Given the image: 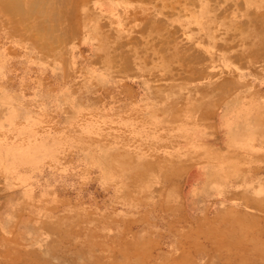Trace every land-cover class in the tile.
I'll list each match as a JSON object with an SVG mask.
<instances>
[{"label": "rangeland", "instance_id": "1", "mask_svg": "<svg viewBox=\"0 0 264 264\" xmlns=\"http://www.w3.org/2000/svg\"><path fill=\"white\" fill-rule=\"evenodd\" d=\"M78 1L53 41L0 15V264H264V0Z\"/></svg>", "mask_w": 264, "mask_h": 264}, {"label": "bare ground", "instance_id": "2", "mask_svg": "<svg viewBox=\"0 0 264 264\" xmlns=\"http://www.w3.org/2000/svg\"><path fill=\"white\" fill-rule=\"evenodd\" d=\"M65 1H68L69 3H71V4H75V6L76 5H78V3L80 2V1H78V0H0V4H1V7L2 8H0V15H4V19H3V21L1 22V23H3V24H10L11 25V30L12 31H14V32H20V31H22V30H28L29 29V25H31L33 28H34V30H35V32L33 33V34H31V36L32 35H34L33 37H35V36H38V35H41V33H45V34H48L49 33V35H48V38H51L52 39V41H53V39H55V38H53V35H52V32L51 31H53V28L54 27H52V29H51V31H50V29H47V27H48V24L49 23H51V21H52V24L53 23H55L56 21V19H57V22L59 21L60 23L59 24H61V22H63V21H60L59 19V17L61 16L60 14L63 12V6L65 5L64 4V2ZM82 2V1H81ZM80 2V3H81ZM88 2V1H87ZM83 3V2H82ZM258 3H260V2H255V1H249V2H247V5L249 6H251V7H254L253 5H255V4H258ZM93 4V3H92ZM258 5H260V4H258ZM231 6V5H230ZM204 7V8H203ZM123 8V7H122ZM215 7L214 6H211V5H209L208 3L206 4V5H202V6H199L198 7V9L197 10H192V9H189V8H185V10H187V13H189L190 15H191V20H193V21H191L193 24H195V25H198L200 28H201V31H202V33H203V35L205 36V38L207 39V43L205 42V43H203L204 44V50H208L207 48V46H208V44L210 43V37L212 36V35H214L215 33H211V30H212V27H211V25L212 24H214L215 23V21L218 19V18H216L215 16H213L212 14H214V11H215ZM54 10H56V11H54ZM101 11V10H100ZM58 12V13H57ZM64 13V12H63ZM62 13V14H63ZM109 14H111V15H114V16H118L119 17V19L117 20V21H120V11L117 13V11L116 10H112L111 12H108ZM249 13V12H248ZM56 14H59L58 16L56 15ZM74 15V14H73ZM54 16L56 17V19L54 18ZM62 17V16H61ZM64 17H67L66 15L64 16ZM63 18V17H62ZM62 18H61V20H62ZM78 20V19H77ZM223 20V19H222ZM222 20H220V21H222ZM234 20L236 21V19H235V17H234ZM55 21V22H54ZM47 22V23H46ZM47 24V26H43L42 24ZM51 24V25H52ZM73 24V23H72ZM42 25V26H41ZM57 25H58V23H56L55 24V26L57 27ZM75 25V24H74ZM79 25V24H78ZM78 25H76V26H78ZM54 26V25H53ZM67 26V25H66ZM42 27H46L44 30H42ZM73 27V26H72ZM27 28V29H26ZM60 28H66V27H60ZM69 27H67V29H68ZM57 29H58V27H57ZM61 29V30H62ZM64 29H63V31H64ZM42 32H41V31ZM55 30H56V28H55ZM54 30V31H55ZM69 30H70V28L68 29V30H65V31H68L69 32ZM50 31V32H49ZM140 31V30H139ZM145 31V30H144ZM143 31V32H144ZM60 32V31H59ZM67 32V33H68ZM170 32V31H169ZM62 33V31L60 32V34ZM38 34V35H37ZM44 34V36H46ZM62 34H64V33H62ZM61 34V35H62ZM69 34V33H68ZM60 35V36H61ZM216 35H217V33H216ZM252 35V34H251ZM251 35H245L246 37L247 36H251ZM30 35L29 36H25L26 38H28V39H30V37H31ZM42 36V35H41ZM54 36H56V35H54ZM59 36V35H58ZM57 36V37H58ZM59 36V37H60ZM218 36V35H217ZM244 36V35H243ZM58 37V38H59ZM63 38V37H62ZM66 38V37H65ZM43 39V38H42ZM60 39V38H59ZM243 41L245 40L243 37L241 38ZM51 41V42H52ZM54 42H55V40H54ZM41 43H43V44H46V43H44L43 41H41ZM52 44V43H51ZM48 45V44H47ZM153 46H155V45H153ZM54 47V46H53ZM202 47V48H203ZM41 48H43V46H41ZM47 48V47H46ZM52 48V47H51ZM206 48V49H205ZM208 52L209 53H214V51H212V50H208ZM225 54V53H224ZM224 54H218L219 55V59L218 60H220V62H221V66H222V68H226V67H228L229 66V62L227 61V59H226V57H225V55ZM186 58V57H185ZM186 60H188V59H186ZM192 60V59H191ZM190 60V61H191ZM128 64V63H127ZM185 64V63H184ZM236 76L237 77H247V73H243V72H239L238 70H236ZM174 88V86H172V89ZM171 89V87L169 88V90ZM239 110H241V111H243L245 114H249L250 112H256V110H257V107L255 106L254 107V109H250L249 110V108L248 107H245V106H242V105H240V108H239ZM239 110H237V112L238 113H240L241 114V112L239 111ZM241 133L243 134V131H244V129H242V127H241ZM181 133H180V136H183L186 140H189L190 142H198L197 140H198V137L195 135V133L192 131V130H186V129H183L182 131H180ZM247 138H245L244 139V144H243V147L245 148L247 145H248V142H247ZM219 171H223L222 169H220V170H218V172ZM223 172H225V171H223ZM227 172V171H226ZM219 176V175H218ZM223 177H225V178H227V175H226V173H225V175L223 176ZM227 186H226V184H225V182L224 181H219V179H218V177L216 178V180L214 181V182H212L211 184H210V188L212 189V190H217L219 193H221V192H223L224 191V189L226 188ZM236 214V213H235ZM51 228H54V227H51ZM50 229V228H49ZM259 229V228H258ZM262 230H264V229H262ZM109 231V230H108ZM43 243H44V245L45 246H51V244L53 243L51 240H49V241H45V242H43V241H40L39 242V244H40V246L42 245L43 246ZM227 245H230L229 243H225V244H223V246H227ZM233 245H235V244H233ZM175 248H176V245H174V251H175ZM218 248V247H217ZM237 248V247H236ZM73 249L74 250H72V252H68L67 250H64V251H60L56 256H55V258H56V260H60V262H61V260H62V262H63V260H69V259H71V258H74L73 256H75V255H77V254H80V253H82V252H84V251H86V250H88V251H94V250H91L90 248H86L85 246H83V245H81V244H76L74 247H73ZM206 249H207V247H206ZM212 249H214L213 247H212ZM216 249V248H215ZM219 249V248H218ZM20 250V249H19ZM102 250V249H101ZM10 251V250H9ZM18 251V250H17ZM67 251V252H66ZM29 252V251H28ZM31 252V251H30ZM29 252V253H30ZM32 252H36V250H35V248H34V251H32ZM45 252H46V250H45ZM27 254L26 255V253H24V255H26V256H28V255H30V254ZM37 253H39V252H37ZM37 253H35V255H37ZM42 254H43V252H42ZM20 255H22V254H20ZM34 255V256H35ZM39 255V254H38ZM37 255V256H38ZM49 255H52V253L51 254H49ZM37 256H35V257H37ZM40 256V255H39ZM38 256V257H39ZM11 257H14V256H11ZM19 257V256H18ZM21 257H23V256H21ZM40 257H43V256H40ZM39 257V258H40ZM24 258V257H23ZM45 258V257H44ZM49 258V257H48ZM77 258V257H76ZM75 258V259H76ZM15 259V258H14ZM21 259V258H20ZM25 259V258H24ZM24 259H22V260H24ZM34 260V259H33ZM42 260V259H41ZM46 260V259H45ZM226 260V261H225ZM225 260H223V261H221V262H219V263H217V264H232V262H230L231 260L229 259V260H227V259H225ZM28 260H26L25 259V262H27ZM47 261V260H46ZM46 261H44V262H46ZM72 261H73V259H72ZM71 261V262H72ZM24 262V263H25ZM51 262V261H50ZM68 262V261H67ZM75 262V261H74ZM18 263H21V260H20V262L18 261ZM85 263V262H84ZM13 264H17L16 263V261H15V263H13ZM23 264V263H22ZM27 264V263H26ZM72 264V263H71ZM81 264H83V263H81Z\"/></svg>", "mask_w": 264, "mask_h": 264}, {"label": "crops", "instance_id": "3", "mask_svg": "<svg viewBox=\"0 0 264 264\" xmlns=\"http://www.w3.org/2000/svg\"><path fill=\"white\" fill-rule=\"evenodd\" d=\"M262 61H258V64H260L259 65V68H262V69H264V58H262L261 59ZM260 83H264V82H260ZM239 105H242V106H245V107H248L249 108V110L250 109H254V107L256 106L257 107V109H259V107L261 108L262 107V105H264V102H257V103H255V104H243L241 101H240V103H239ZM247 142H248V140H247ZM227 175V174H226ZM227 179H228V175H227ZM246 188V187H245ZM261 188V187H260ZM225 190V189H224ZM256 192H258V191H256ZM223 194H224V191L222 192ZM258 197H260V194H258ZM237 212H235L236 214H238V215H246L245 213H243V211H241V210H236ZM235 214V215H236ZM253 220H255L254 218H252ZM205 221H206V219H204ZM256 227L257 228H259V224H258V221H256ZM233 244H235L234 246L235 247H237V243H233ZM210 252H211V254H213V250L211 251L210 250ZM244 253L243 252H241V251H236V254L235 255H243ZM208 256H206L205 257V259L207 258ZM224 259H227V258H224ZM223 258H220L219 260H214L212 263L213 264H217V263H219V262H221V261H223L224 260ZM228 260V259H227ZM237 260H238V257H236V261L235 262H237ZM240 260H243L242 258H240ZM230 262H232V261H230ZM233 263V262H232Z\"/></svg>", "mask_w": 264, "mask_h": 264}]
</instances>
